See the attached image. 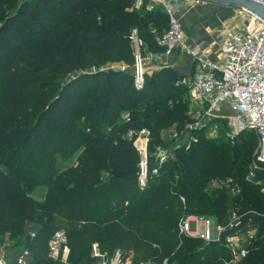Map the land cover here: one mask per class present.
Masks as SVG:
<instances>
[{
    "label": "trees",
    "instance_id": "obj_1",
    "mask_svg": "<svg viewBox=\"0 0 264 264\" xmlns=\"http://www.w3.org/2000/svg\"><path fill=\"white\" fill-rule=\"evenodd\" d=\"M167 29L161 7L136 10L135 0H0V242L16 239L28 264H59L47 254L59 230L70 264H96L94 246L131 264H231L238 250L227 239L249 226L256 231L236 264H264V193L245 180L253 132L229 141L196 127L197 138L138 187L139 155L126 133L150 131L151 169L154 145L167 144L162 132L180 133L188 121L178 71L161 67L142 88L133 83L131 33L161 54L156 38ZM74 156L56 173L58 158ZM226 179L236 195L208 186ZM40 185L42 202L31 196ZM185 209L225 231L209 242L180 235ZM230 212L238 220L228 229Z\"/></svg>",
    "mask_w": 264,
    "mask_h": 264
},
{
    "label": "built area",
    "instance_id": "obj_2",
    "mask_svg": "<svg viewBox=\"0 0 264 264\" xmlns=\"http://www.w3.org/2000/svg\"><path fill=\"white\" fill-rule=\"evenodd\" d=\"M252 1L264 5V0ZM204 2L203 0H135L136 10L145 7V10L152 11L156 7H161L168 16V29L156 38L157 45L164 49L161 54L148 52L137 32L131 33L134 87L137 89L143 87L149 63L169 67L163 61L165 57L170 56L174 51L188 54L193 60L194 69L189 77L182 80V83L187 88L189 100L199 106L205 116L196 125L200 128L205 127V124L208 125L213 135L221 128H225V137L231 141L244 132H253L255 147L245 180L264 193V21L238 8L243 16L240 29L227 32L219 43L191 45L180 26L177 15L185 4ZM126 68L122 66L120 70L123 71ZM221 110L230 114L219 115ZM123 118L126 123L130 120L128 114H124ZM223 120L226 122L223 123ZM211 121L213 123H210ZM173 136L176 137L177 133ZM125 138L133 139L135 142L139 155L137 182L138 187L143 189L150 177L158 175L160 166L167 160V155L161 150H156L152 154L154 161L150 169L149 132L129 130ZM159 153H163V156L158 157ZM230 182V179L213 181L212 185L231 187V194L236 195L237 192L232 189ZM181 200L184 202L182 198ZM237 220L238 217L234 215V220L230 222L228 229H231ZM191 223L195 225L193 230H191ZM178 229L180 235L209 242L218 240L226 228L213 226L211 220L206 217L186 216L180 220ZM29 236L33 239L35 233L31 232ZM233 236L228 237L227 242H230ZM47 248L50 260L59 264H70L64 231L55 232ZM231 250H238L236 260L231 264H236L237 260L246 254L245 250L235 249V247ZM105 254L96 246L93 247L92 257L100 259L98 264H123L124 258L121 251H115L110 257ZM30 258L29 250L23 249L10 261L6 242H0V264H28Z\"/></svg>",
    "mask_w": 264,
    "mask_h": 264
},
{
    "label": "rangeland",
    "instance_id": "obj_3",
    "mask_svg": "<svg viewBox=\"0 0 264 264\" xmlns=\"http://www.w3.org/2000/svg\"><path fill=\"white\" fill-rule=\"evenodd\" d=\"M208 3L207 1H205L204 3H201V4H194V3H188V4H185L183 5L181 8H180V11L178 13V18H180L181 16V12L182 11H186L187 8H190V7H194V6H203L204 4ZM229 14L231 15L232 18L235 19L236 21V26L239 27V29L242 27L241 25V18L243 17L240 13H239V9L236 8L235 10L231 9V11L229 12ZM236 27V28H237ZM122 66V64H114L112 67L114 69H120ZM161 69V67L159 65H154L153 63H149L148 66H147V70H146V76L149 77L151 76L154 72L156 71H159ZM126 70H128L129 72H131V68H126ZM179 83V82H178ZM182 85V81L180 82ZM184 101H185V105H186V116H187V119L188 121L186 122L185 124V127L184 129L178 133L176 128L173 127L171 129H167V130H164L162 132V136L165 138V143H167L165 146H162V145H154L153 147V151H156V150H161L162 152H165L166 155H167V159L171 158V159H174V152H175V149L178 148V147H181L183 148L185 143L189 140V139H196L197 137L195 136H192V129L196 128L195 126L199 127L198 125H196L197 123H199L205 116L203 114V112L201 111V109L199 108V106H197L196 104L192 103L189 98L187 96H185L184 98ZM219 115H229L230 113L229 112H226L224 110H221L220 113H218ZM223 123H225L226 121H222ZM210 123H213L212 121ZM201 125V124H199ZM209 127L208 125L205 126V128ZM141 131H146V132H149V138L151 139V133L150 131L146 128V129H142ZM225 128H221V130H218L216 134H212L210 129L208 130V136H221L222 138L224 139H228L225 137ZM177 133V136L174 137L173 135ZM149 139V140H150ZM229 141H231L230 139H228ZM153 140H150V142H152ZM252 155H253V152H252ZM252 155H251V158H252ZM76 156L72 157L71 159H68V160H61V159H57V163H56V167H55V171L56 173H62V171H65L67 169H69L70 167L74 166L76 164ZM154 161V160H152ZM212 182L213 180H210L209 181V185H212ZM206 190V189H205ZM31 196L39 201V202H42L44 200V196H45V186L44 185H40L36 188H34V190H32V194ZM234 213L233 212H230V217H231V221L234 220ZM186 216H193V215H190L188 213V209H185L184 210V213L182 215V218L183 219L184 217ZM207 218V217H206ZM208 219L211 220V222L213 223V226H216L215 225V221L213 218H211L210 216H208ZM195 227L194 223H191V230H193ZM29 229H33V228H29ZM255 228L253 226H249L245 231H243L242 233L238 234L237 236H233L234 238H230V242H227V246L229 248H234L235 249H242V250H245L247 249L248 245H250L251 243L248 242V236L249 235H253L255 233ZM31 232H35L33 230H29L28 231V235L29 233ZM2 239L3 241L6 242V245L7 246H13L15 243H16V239L14 240H11L9 239L8 235H2ZM233 239V241H232ZM12 253L15 252V248H12ZM122 252V251H121ZM106 256L110 257L109 255L105 254ZM100 261L99 258H96V264H98ZM123 264H131V261H130V257H126V259L123 260Z\"/></svg>",
    "mask_w": 264,
    "mask_h": 264
},
{
    "label": "crops",
    "instance_id": "obj_4",
    "mask_svg": "<svg viewBox=\"0 0 264 264\" xmlns=\"http://www.w3.org/2000/svg\"><path fill=\"white\" fill-rule=\"evenodd\" d=\"M234 10V9H233ZM231 9L224 5L208 2L203 6H194L181 12L179 18L180 26L191 45L219 43L227 32L238 29L236 21L231 17ZM237 27V28H236ZM169 67L175 69L179 74L187 78L194 69L192 58L179 51H174L170 56L163 59ZM13 246H7V255L11 260L19 255L22 248H16L12 253Z\"/></svg>",
    "mask_w": 264,
    "mask_h": 264
},
{
    "label": "water",
    "instance_id": "obj_5",
    "mask_svg": "<svg viewBox=\"0 0 264 264\" xmlns=\"http://www.w3.org/2000/svg\"><path fill=\"white\" fill-rule=\"evenodd\" d=\"M207 2L217 3L226 6L227 8H240L250 12L262 21H264V5L252 0H203ZM205 126H207L205 124ZM163 153H159L158 157H162Z\"/></svg>",
    "mask_w": 264,
    "mask_h": 264
}]
</instances>
